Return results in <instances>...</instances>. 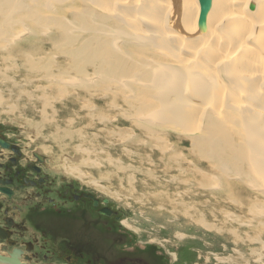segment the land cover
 <instances>
[{
    "label": "rangeland",
    "instance_id": "obj_1",
    "mask_svg": "<svg viewBox=\"0 0 264 264\" xmlns=\"http://www.w3.org/2000/svg\"><path fill=\"white\" fill-rule=\"evenodd\" d=\"M68 1L64 0L61 3L69 6ZM95 1L97 2L90 1V4L84 1L83 4L86 8H88L87 4L94 7L96 12H105V5L109 3L114 20L117 17L127 20L130 15H134L133 20H138L141 26L169 30L177 35V39L166 38L170 47H167L164 42L165 47L156 50V46L149 43L145 45L148 49L151 48V52H147L136 44L121 45L125 52L133 54V49H137L138 55L147 57L148 64L168 61L172 65L182 66L186 61L195 60L198 52L199 58L207 60L206 70L215 77L218 84V87L215 86L213 100L215 101V95L223 98V102L225 99L228 100L227 105L232 103L231 106L234 109L231 111L239 117L231 126H228L229 128L225 127L235 147L241 149L247 146V143H244L249 138L246 128L248 129L250 121L253 128L255 127L254 130L258 131L256 135L264 132L262 124L264 123V75L251 73L261 71L260 67L264 62L262 44L255 39L256 37L264 39V30L262 31L263 28H261L260 31H254L253 37H250L252 41L248 42L247 37L252 34L247 30L248 25L244 26L243 20L232 23L227 19L233 12L245 16V19L250 21L262 23L263 21L259 19L264 20V0L257 3H255L256 0H250V5L245 4L248 0H211L205 12L201 11L200 0ZM93 3H99L98 5L102 6L96 7ZM170 4L172 9L169 10ZM252 4L255 6L254 9L251 8ZM146 5L147 13L143 14L146 18L143 19L140 7ZM259 9L261 13H254ZM184 14L188 16V19H184ZM110 26L126 28L133 32L135 27H139L129 26L122 19L120 21L116 19V23H111ZM46 32L40 43L43 46V54L29 56V61L32 59L37 62L34 69L28 68V65L24 68L22 60L26 62V59L22 56L21 60L19 58L21 54L9 53L10 50L2 52L3 50L0 49V56H13L20 62L12 65L9 62H0V77L1 72L5 77L0 78V94L4 98L0 104L1 131L11 137L16 134L27 142L25 145L29 150L42 155L49 164L48 173L56 171L67 181L78 180L85 188L108 196L116 207L126 212L123 223L129 228V238L137 239L138 244L150 239L151 242L172 251V264H264V190L261 191L264 188V182L260 179L263 177L253 171L252 165L246 164L247 170L239 177L232 172L224 173L214 169L213 164L211 166L209 159L207 160L204 156L205 148H202L203 151L200 149L203 145L198 147L195 143L200 131L183 133L170 127L163 129L160 126L147 124L150 130L148 131L140 126L141 124L138 125L135 114H132L134 109L132 105L139 107L144 103L156 104L159 97L151 94L152 97L149 93H139L141 91H136L131 86L134 92L116 80L113 83L110 80L109 83L108 79H103L94 73L93 67L88 69L89 78H92L95 83L90 90L74 87V90L71 89L62 97L59 91L50 90L47 86L55 84L57 78L54 75L68 70L73 64V59L68 55L70 49L68 46L63 44L58 47L59 52L53 49V42L56 45L58 42L53 41L54 34L49 30ZM213 34H220V39H214ZM101 35L97 34L99 37ZM19 43L20 46H17V49H24L26 41ZM122 43H124L123 40ZM204 44L207 45L201 49ZM242 45L246 46L245 50L242 49ZM234 50L235 53L230 56ZM222 54L229 56L222 58ZM43 55H51V60ZM232 60L247 63L248 68L241 67V69H248L250 72H242L240 77V74L236 76L232 73L230 64ZM47 65H51L50 74L46 71ZM225 65L228 68L227 71L222 69ZM73 73L70 74L72 77L76 75ZM52 78H54L53 81ZM115 81L119 86L114 84ZM131 81L128 80V82ZM247 83H249L247 87L249 91L246 88ZM85 87L87 88V85ZM127 89L128 91H125ZM175 90L183 92L181 89H174L172 94L164 92L161 97L173 96L172 101H176L181 92H174ZM190 93H183L184 99L181 104L186 105V108L188 104H190L189 107L195 104L193 106L197 117L202 111L195 107L199 106L196 102L200 104L203 100L196 98L197 94ZM30 95H36L38 99L30 98ZM44 95L50 99L52 106L50 104L47 108L42 106L40 101L43 99L39 97ZM130 98H134L135 102ZM125 100H129L128 103ZM114 101L115 109L114 103L112 104ZM238 101H245L243 105L249 103L250 106H247L246 110L234 107L233 105L236 102L239 103ZM10 104H15L16 109H9L11 106L7 107V105ZM231 106L226 108L230 109ZM172 110L175 111V108ZM242 141H244L243 144ZM77 167L82 171L81 174L75 170ZM71 169L74 172H69ZM199 171L204 174L200 175ZM204 177L214 184L207 185L209 186L207 188ZM187 181L190 183L188 184ZM217 182L228 186L232 195L238 196L242 192V197L227 200L223 192H217L220 190L216 188L218 185L215 186ZM252 183L257 185L258 190L260 188L259 192L250 186ZM197 211L204 213V219L208 225H212L211 228L197 221Z\"/></svg>",
    "mask_w": 264,
    "mask_h": 264
},
{
    "label": "bare ground",
    "instance_id": "obj_2",
    "mask_svg": "<svg viewBox=\"0 0 264 264\" xmlns=\"http://www.w3.org/2000/svg\"><path fill=\"white\" fill-rule=\"evenodd\" d=\"M63 1L64 0H0V43H1L0 49L3 50L2 52L10 50L9 53H13L16 55L21 54L19 56V58L22 60V56H24L26 59V62L24 60H22L24 68H26V66L28 65V68L34 69L37 62L35 60H32V59H30V61H29V56L31 57L33 54H35V55H42L43 54V52H42L43 46H41L40 43H42L43 38L45 37V35L47 33L46 31L49 30L50 33L54 34L52 37L53 41L58 42L57 45L53 42V44H52L53 49L58 51V47L63 46V44L68 46L70 48L68 55L71 59H73V64L68 70H66L62 73L55 74L54 76H56V78H57L55 84L54 85L50 84L47 86V88H49L50 90L59 91L61 97L65 96L63 94L69 92L74 87H80V88L82 87L86 90H90L92 85L95 83H94V80H92V78H89L90 75L88 73V69L90 67H93L94 73L100 75L101 77H103V79H106V80L108 79L109 83H110V80L112 81V83L114 80H116V81L121 82L122 85L129 87L130 88L129 90L134 91L131 88V86H132L136 91H141L139 93H145V94L149 93L150 95L152 94L153 96L159 97L158 102L156 104L144 103V105H141V106L138 104L139 107H135V105L134 106L132 105V107H134L132 114H135V116H136L135 121L138 123V125L141 124L140 126L144 127L148 131H150V130H149L147 124L160 126L163 129L170 127L171 129L178 130V131H181L183 133H185L187 131H193V132L194 131L195 132L200 131L199 134L196 136L197 140L195 138V140H196L195 143L198 144V147L200 145H203V147H201L200 149H201V151H203L202 148L203 149L205 148V151H204L205 155L204 156L206 157V159L207 158L209 159V160L208 159L207 160L210 162L211 166L213 164L214 169H217L219 171L221 170L224 173L232 172L234 175H238V177H239L241 175V173H245V170H247L246 164H251L253 167V171L258 173L261 177H263V178H260V177L259 178L262 179V181L264 182V132L261 133V135H256L255 133H258V131L256 132L254 130L255 127L253 128V126L250 124V122H251L250 121L248 123V129L246 128V132H247L249 138L244 143V144L247 143V146H243L242 148L240 147L241 149H239L238 147H235L233 145V142L230 141L231 136H230V134H228L226 132L228 130H226L225 127L229 128L228 126H231L232 123L235 121V119H237L239 117L234 115V113L231 111L232 109H234L231 106L232 103L228 102L229 104L227 105L228 100L225 99V102H223L224 99L220 98V97H216V95H215V101L213 100V95L215 92V86L217 85V87H218V84L216 83L217 80L209 71L206 70L207 60H203V59L199 58V52L196 54L195 60L186 61L185 65H182V66L172 65V63H168V61H167V63H163V62L159 61L156 63L148 64L146 62L147 57L145 55H142V54L138 55L139 51L137 49H133L134 53L130 54L128 52H125L122 49L123 47L121 45L133 46V44H136L137 46H139L143 50H145L147 52H151L150 51L151 48L148 49V47L145 44H149V43L153 44L154 46H156V50L161 49L162 47H165L163 44L164 42H166L167 47H170V44L167 42L166 38L171 37V38L177 39L176 34L172 33V31H169V30L166 31L165 29L160 30L159 28H155V27L141 26L138 20H133L134 15H130V17H128L127 20L124 19L123 17H120L125 22V24H127L129 26H132V27L139 26V27H135L134 32L129 31L126 28L123 29L122 27H115L114 28V27H111L110 24L116 23V19L118 21H120L121 19L119 17H117L114 20V18L112 17L113 14L111 12V9L109 8L110 7L109 3H106V5H105V12H108V11L109 12L105 13V12H96L94 7H91L88 5V4H90V1L97 2L95 0H82V1L69 0L68 1L69 6H64L61 3ZM84 1H86V3H88L87 4L88 8H86L84 6V4H83ZM124 1L125 0H123V2ZM258 1H260V0H256L255 3H257ZM127 2L128 1H126V3ZM75 3H80L81 5L75 6L74 5ZM94 4L96 7L102 6V5H98L99 3L98 4L93 3V5ZM135 4H137V3L135 2ZM245 4L250 5V0L246 1ZM168 6H170L168 8L169 10L172 9L171 4ZM146 8H147V5L140 7V13H141L143 19L146 18V15L143 16V14L147 13ZM99 9H101V8H99ZM123 12H126V11H123ZM263 12H264V9H263ZM254 13H261L260 9L258 12H254ZM245 14H247V13H245ZM120 16H122V15L120 14ZM257 18H258V16H257ZM184 19H188V16L186 14H184ZM227 19L232 23L241 22V20H243L244 26L248 25L247 30L252 33V34L250 33L251 35L247 37V39L249 38V40H247L248 42L252 41L251 40L252 38H250V37H253L252 35L254 34V31H257V30L260 31L261 28H263L262 31L264 30V20H262V19H259V20L263 21L262 23L258 22V21L254 22V20L250 21L248 19H245V16L243 17V15L238 14V13H233V12L230 13V15ZM244 28H246V27H244ZM237 29H239V28H237ZM156 30H160L159 31L160 33L157 32ZM97 34H102V35H101V37H99L100 35L97 36ZM25 35H27V36L25 37ZM213 35L212 36L214 39L218 38V40H219L221 37L220 34H213ZM255 39H258L260 41V43L262 44L261 51L264 54V39H262V38L259 39L257 37ZM122 40L124 43H122ZM20 41L21 42L26 41L25 46L23 45L24 49H17L20 46V43H19ZM78 42H80V43H78ZM206 45L207 44H204L201 47V49ZM242 49L245 50L246 46H243ZM212 50H214V49H212ZM234 53H235V50L231 53L230 56H233ZM222 55H223L222 58H226L229 56L226 54H222ZM50 56H44V57H47L51 60ZM1 57L2 56H0V59H1L0 62L1 63L9 62V63H11V65L15 64V63H20L13 56H10V57L7 56V57H2V58ZM50 63L52 64V62H50ZM230 64H231V69L233 71L232 73H234L235 75L240 74V73L242 74V72H250V70H248V69L247 70L241 69V67H244L245 69L248 68L247 63L235 62L232 60V61H230ZM239 66H240V69H239ZM260 68H261V71H258V72L252 71L251 73L252 74L258 73L260 75H264V62L261 64ZM222 69H223V71H227L228 68L225 65V66H223ZM51 70H52L51 65H47L46 71L50 74ZM70 71L72 73H73V71H75L73 74H76V75L74 77H72V75H70L72 73H69ZM241 74L239 75V77L241 76ZM8 76L10 77V75H8ZM79 76H81V78H79ZM1 77H4L2 72H1ZM51 80L53 81L54 78H52ZM128 80H132V81L128 82ZM116 81L114 84L118 85ZM243 81H245V80H243ZM85 85H87V88L85 87ZM248 85H249V83L246 84V88L248 87ZM110 87H111V85H110ZM120 87H121V85H120ZM124 89H125V87H124ZM174 89L183 90V92L177 91V90L174 91V92H181L178 95V99L175 97L177 99L176 101H172L174 98L173 96H171L170 98L161 97V95L164 92L172 94V90H174ZM78 90H79V88H78ZM247 90H248V88H247ZM112 91L114 92V90H112ZM125 91H128V89ZM75 92L77 93V91H75ZM184 92H191V93L197 94L196 96H198V97H196V98H198L199 100H203V102H201L200 104H198L196 102V105H199V106H195V107L201 109V111H202L201 115L196 117V115H195L196 109L193 106L195 104H192L193 107L192 106L189 107L190 104H188L186 102L189 105L188 108H186L187 106L184 104H183L184 106H182L181 103H182V100L184 99V96H183ZM107 93H105V94H107ZM72 94H73V92H72ZM69 95H70V93H69ZM111 95H112V97H114L113 94H111ZM147 96H148V94H147ZM29 97L30 98L36 97L38 99V96H36V95H30ZM46 97H47L46 95L39 97V98L43 99V101H40V103H42V106L44 108H47L49 106V104L51 105L50 99L46 98ZM114 98H116V97H114ZM128 98L129 97H127V99ZM137 98H138V96H137ZM2 99H4V98L0 94V104L2 103ZM133 99H131V100L133 102H135V100H133ZM129 100H127V101L125 100V102L128 103ZM115 101L112 102V104L114 103L113 104L114 109H115ZM137 101H136V103H137ZM248 101H250L249 98H248ZM255 101H256V99H255ZM243 102L245 103V101H240L239 103L236 102L233 106L241 108V110L242 109L246 110V107L250 106V105H249V103L246 105H243ZM202 104H204V105L202 106ZM128 105L129 104H127V106ZM10 106H11V108H9V109H11V110L16 109V107H17L15 104L7 105V107H10ZM200 106H202V108ZM227 106H231L230 109L226 108ZM132 107H130V108H132ZM172 107L175 108V111L172 110V109H174ZM252 107H254V106H252ZM124 109H126V108H124ZM172 111H173V113H172ZM141 112H142V114H141ZM129 113H127V114L129 115ZM140 115H141V117H140ZM194 115H195V117H194ZM240 115H242V114H240ZM202 119H203V121H201ZM240 119H241V117H240ZM247 121H249V120H247ZM136 122L134 124H136ZM242 122H243V120H242ZM262 124L264 126V123H262ZM32 128H33V126H32ZM130 129H134V128H130ZM257 129L258 128H256V130ZM260 131H262V130L260 129ZM76 132H78V131H76ZM108 133H110V132H108ZM183 133H181V134H183ZM152 134H153V132H152ZM115 135H118V134H115ZM187 135H189V134H187ZM243 135L244 134H242V136ZM244 136H246V135H244ZM79 139H81V138H79ZM56 140L57 139H55V141ZM61 140H63V138ZM191 140H193V139L191 138ZM243 142L244 141H242V144H243ZM65 145H66V143H65ZM192 146H193V144H192ZM126 148H128V147H126ZM169 149H170V147H169ZM131 151L128 153L130 154ZM89 154H91V153H89ZM169 156H170V154H169ZM203 160H205V159H203ZM127 169L129 170V168H127ZM75 170L79 174L82 173V171L78 167L75 168ZM136 170H137V168H136ZM125 171H126V169H125ZM69 172H74V171L71 169V170H69ZM249 172L251 173V171H249ZM199 173H200V171H199ZM202 173H200V175ZM150 175H152V174H150ZM153 177L156 178L155 176H153ZM170 180H172V179H170ZM195 180H198V179H195ZM204 180H205L204 183H206V187H207V185L212 186L214 184V183H210L208 181V179H206V178ZM128 181H129V179H128ZM256 181H258L257 177H256ZM127 183H129V182H127ZM187 183H188V181H187ZM183 184L185 185V183H183ZM197 184L199 185L200 183H197ZM209 186L207 188H209ZM215 186H217L216 188L220 189V190H217V192H221V193L223 192V194L226 195L227 200H229V199H235L236 200V199H238V197H242V192L238 196L232 195L229 192L228 186H224L222 184H219L218 182L216 183ZM250 186L258 190L256 184L252 183ZM128 189H132V188L128 187ZM259 190H260V188H259ZM259 190H258V192H259ZM263 190H264V188L261 189V191H263ZM197 192H199V191H197ZM192 197H193V195H192ZM178 203H180V202H178ZM187 210H189V209H187ZM187 210H185V211H187ZM190 211H192V210H190ZM187 213H189V211ZM196 213H198V214H196L197 215V221H199L204 226H208L210 228L212 227L211 224L208 225V223L205 221L204 213H201L198 211Z\"/></svg>",
    "mask_w": 264,
    "mask_h": 264
},
{
    "label": "flooded vegetation",
    "instance_id": "obj_3",
    "mask_svg": "<svg viewBox=\"0 0 264 264\" xmlns=\"http://www.w3.org/2000/svg\"><path fill=\"white\" fill-rule=\"evenodd\" d=\"M1 130L0 264H172V251L129 238L108 196L48 173L42 155Z\"/></svg>",
    "mask_w": 264,
    "mask_h": 264
},
{
    "label": "water",
    "instance_id": "obj_4",
    "mask_svg": "<svg viewBox=\"0 0 264 264\" xmlns=\"http://www.w3.org/2000/svg\"><path fill=\"white\" fill-rule=\"evenodd\" d=\"M210 1L211 0H200V5H201V11L205 12L208 10L209 6H210ZM254 5H251V8L254 9Z\"/></svg>",
    "mask_w": 264,
    "mask_h": 264
}]
</instances>
